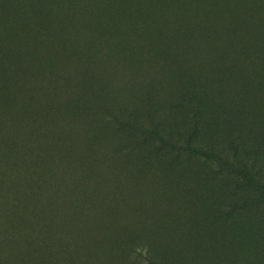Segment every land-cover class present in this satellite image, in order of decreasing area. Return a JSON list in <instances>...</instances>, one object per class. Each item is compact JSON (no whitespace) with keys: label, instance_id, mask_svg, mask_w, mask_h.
Returning a JSON list of instances; mask_svg holds the SVG:
<instances>
[{"label":"rangeland","instance_id":"rangeland-1","mask_svg":"<svg viewBox=\"0 0 264 264\" xmlns=\"http://www.w3.org/2000/svg\"><path fill=\"white\" fill-rule=\"evenodd\" d=\"M67 1L0 0V114L35 82L27 105L39 107L63 150L74 137L64 104L78 105L72 119L85 129L72 140L77 160L46 161L81 191L79 203L65 205L69 224L82 210L96 217L80 263L264 264V0H115V18L82 55L75 26L62 21L75 9ZM55 25L54 43L68 53L61 64L45 33ZM96 50L89 85L80 65ZM71 84L80 86L67 94ZM88 93L98 103L80 107ZM17 121L0 135L4 152L20 144ZM38 127H26L20 151L42 141ZM29 167L21 157L0 160V202L12 217L26 200L13 187ZM48 188L35 194L59 202Z\"/></svg>","mask_w":264,"mask_h":264},{"label":"trees","instance_id":"trees-1","mask_svg":"<svg viewBox=\"0 0 264 264\" xmlns=\"http://www.w3.org/2000/svg\"><path fill=\"white\" fill-rule=\"evenodd\" d=\"M66 4L70 5L71 11L73 7L75 9L73 10V14L69 16L63 14L61 16L63 17L62 21L68 22L70 29L75 26L74 29L76 30L73 35L76 36L75 39L77 41L74 43L79 42L84 45V49L82 48L83 50L80 54H85L86 52L84 51L92 45L93 37L101 25L107 18L108 20L115 18V16L109 17L112 10L116 9L115 0H68L63 4L64 7ZM61 17L57 18L56 16L55 18L54 15L51 16L57 22L61 21ZM50 24L51 20L47 19L49 28ZM51 30L45 32L47 43L52 50L56 51L54 53H57L60 60L58 63L61 64L65 61L66 54L68 53L62 52L65 49L62 47L63 45L57 46V43L61 42L58 39L61 36L58 33L57 25ZM28 38L25 36L19 38L21 41L20 44L25 46V48L30 45L27 40ZM86 44H89V46ZM102 48L101 45L97 49ZM96 51L97 53L92 61L86 58L87 62L83 61L80 65L83 68L79 74H81V77H84L85 83L88 82L89 85H93L88 77V74L93 71V64L96 61L101 62V58L99 57L102 55V52L101 50ZM31 56L33 59L37 58L34 54ZM42 69L43 67L39 70L42 71ZM55 73L58 74V71L53 72L54 75ZM50 79L51 81L55 80L54 77H50ZM73 80L75 82L77 79L74 78ZM10 81L12 83V79ZM34 85L35 82H32L29 86L30 88H24L19 95L20 97L11 101L9 105L10 109H3V112L0 114V135L3 136L8 134V132L4 131L9 128L11 121L18 117V121L12 131V136L20 141V144L17 146L18 148L10 152H4L0 149V160H15L17 157H21L30 166L25 175L17 177V182L13 187L19 190L21 186L24 190V199H26L24 202L22 201L23 199L20 200L17 204L18 209L21 210L18 217L9 215V212H12L13 209L7 208L6 201L3 203L0 202V219L4 218L9 224L8 228H0V264H74V262L76 264H82L80 261L89 259L87 235L88 232L92 231L94 227L93 221L96 217L91 215V210H82L80 217H72L77 222V225L73 227L69 224V217L67 219L65 218L66 215H64L65 205L72 206L76 202L79 203L81 201V191L75 179L71 177V173H67V175L65 171L56 170L55 167L52 168L50 163L46 161V158L57 157L58 162L63 164L69 163L72 166L79 155V150L78 148L76 149L74 141L72 140L84 131V123L79 122V119L78 123L73 120L75 117V113L73 112L78 109V105L71 106L70 102L65 103L64 106L66 108L63 109V115L69 118V124L72 128L70 126L68 128H71V134L74 137H70L71 140L67 142L62 150L63 146L59 145L54 133H50L49 124L46 123V127L42 126L46 117H42L39 107L35 109V107L31 108L27 105V102L30 105L35 104L34 98L36 97L34 95L36 91L33 89ZM79 86V84H71L65 88V92L71 94ZM2 87V84H0V92ZM89 94L79 98V101L85 102L83 105L78 103L81 105L80 107H84L88 102L91 105L98 103L97 99H93L94 93L92 95L93 97H88ZM11 95L17 96L15 93ZM104 116L108 122L115 121L113 108L105 107ZM29 125L35 128L39 126L37 129L39 131L38 139L42 141L37 142L33 140L31 141V143L33 142L31 148H27L26 151H20V146L22 145L21 136H24L25 131L29 128L26 127ZM55 154H58V156H54ZM4 164L5 167H9L5 161ZM10 168L12 169L13 167L10 166ZM41 187H49L48 191L54 192L56 195L55 199L56 201L59 199V202H52L53 198L44 199L43 195L35 194V189L37 190V188ZM18 195L19 193L13 194L16 199H19ZM36 195L39 197L36 198ZM80 218L81 222L77 221ZM79 239L83 241L80 245H78L81 242ZM56 254L58 255L56 257L57 259H52V256Z\"/></svg>","mask_w":264,"mask_h":264}]
</instances>
